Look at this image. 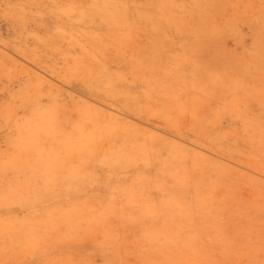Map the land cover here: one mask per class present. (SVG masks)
<instances>
[{"label": "rangeland", "instance_id": "1", "mask_svg": "<svg viewBox=\"0 0 264 264\" xmlns=\"http://www.w3.org/2000/svg\"><path fill=\"white\" fill-rule=\"evenodd\" d=\"M0 264H264V0H0Z\"/></svg>", "mask_w": 264, "mask_h": 264}, {"label": "bare ground", "instance_id": "2", "mask_svg": "<svg viewBox=\"0 0 264 264\" xmlns=\"http://www.w3.org/2000/svg\"><path fill=\"white\" fill-rule=\"evenodd\" d=\"M118 4H120V3H118ZM158 241V240H157Z\"/></svg>", "mask_w": 264, "mask_h": 264}]
</instances>
